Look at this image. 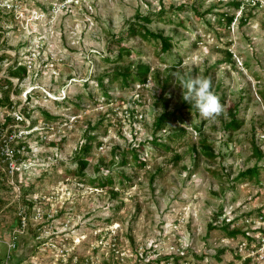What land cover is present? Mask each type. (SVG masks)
Returning a JSON list of instances; mask_svg holds the SVG:
<instances>
[{"label": "rangeland", "instance_id": "obj_1", "mask_svg": "<svg viewBox=\"0 0 264 264\" xmlns=\"http://www.w3.org/2000/svg\"><path fill=\"white\" fill-rule=\"evenodd\" d=\"M232 1L0 0V89L10 79L18 92L10 94L12 107L0 106V141L11 129L3 126L7 117L20 121L23 109L30 114L13 126L26 142L25 161L0 145V198H9L6 207H18L26 221L15 261L165 264V257H177V264H264V0L239 9ZM149 13L146 27L171 39L169 52L156 40L128 35L136 16ZM222 13L234 16L229 26L218 23ZM117 39L130 51L121 59ZM138 63L148 66L144 83L124 88L110 77ZM19 65L26 68L24 80L9 78L8 68ZM102 76L109 98L96 82ZM194 76L211 77L224 109L219 117L195 114L193 102L183 100L180 78ZM176 109L181 116L156 130L157 118ZM231 114L238 124L226 130ZM180 130L183 136L175 137ZM86 137L93 140L78 177L71 172ZM132 151L144 166L134 164ZM124 153L128 165L121 166ZM253 167L258 178L235 180ZM108 176L112 186H97ZM32 185L27 212L20 187ZM221 209L216 229L208 231ZM6 211L0 264L3 242L17 230L14 213ZM223 226L239 233L229 236Z\"/></svg>", "mask_w": 264, "mask_h": 264}, {"label": "trees", "instance_id": "obj_2", "mask_svg": "<svg viewBox=\"0 0 264 264\" xmlns=\"http://www.w3.org/2000/svg\"><path fill=\"white\" fill-rule=\"evenodd\" d=\"M245 3L248 6L250 4H253L254 6H259V3L256 0H233L231 6L234 7L235 9H239ZM177 10H181V9H177ZM195 12L198 13L196 11V9H195ZM163 13H164V11L161 10V12L158 13L157 16L160 17L161 15H163ZM211 13H212V11H211V9H209L204 13L203 16H206L207 14H211ZM153 16L154 15H152L150 13L145 15V16L137 15L136 16V18L138 20L137 23L130 25V27L127 30V33H128V35H135L136 34L139 37H141L142 40H149V39L156 40L159 42L160 49L162 52H164V53L169 52L171 50V46H172L171 45V39L169 37H164L161 33H153L151 31H149V29L146 27L147 24L152 23ZM217 16H218V23L220 24L221 22H225L226 26H229L233 22V19H234L233 15H228L227 13L218 14ZM249 16H250V14L249 15L246 14V16L242 15V17L240 18V24H244L245 22H247V20H248L247 17H249ZM4 18H5V16L3 15L2 11L0 10V24L2 23ZM140 22H142V23H140ZM1 29L2 28L0 26V32H1ZM0 37H1V33H0ZM121 43H122V40L117 39L115 41V44H114L117 48V58L118 59H121L123 56H127L130 54V51L128 49H126L125 47H123L121 45ZM225 55H226V57H225L226 61L229 63L230 62L232 63L231 53L226 51ZM4 59H5V55H2L0 57V61L4 60ZM103 60L107 61V62L109 61V59H107V58L103 59ZM173 70L174 69H172V72H174ZM147 72H148V66L141 64V63H138V64H136L133 71H130L126 68V69H123L122 71H116V72L112 73L110 75V77L113 80L120 78L121 82H122V86L124 88H126V87H128L129 82L144 83L145 79H143V78ZM8 75H9V78H11V79H17L19 81H22V80H24V78L27 75L26 68L24 66H20V65L19 66H10L8 68ZM104 78H106V77L102 76V77L98 78L96 80V82L103 89L104 96L109 98V95L105 91V87L103 84ZM0 82H1V80H0ZM3 85L5 86V89L4 90L0 89V92L2 94V98L0 99V106L1 107H5V106L12 107L15 103H13L10 100V94L11 93H18V92L13 90V82L10 79H5ZM17 103H19V101ZM191 109L193 110V112L195 114H197L198 110L196 108L191 107ZM191 109H189V110H191ZM20 116L23 119H27L30 117V114L26 110L23 109V112L20 113ZM45 116L47 119H50V117L48 115H45ZM180 116H181V110L180 109H176L175 111H173L171 113H163L159 118H157V120L155 122L156 130H160L168 120L175 121ZM21 117H19L20 121H17L16 119L11 118V117H7L5 119V123L3 124V126H4V128L11 126V129L8 130L7 133H8V136H11V134L14 132V138L13 139L8 138V136H7V138H5L4 141H2V142L0 141L1 146L7 145L10 148V152L12 154V159H14L15 161H17V160L18 161H25V157L21 154V150L27 148L26 142L18 139L16 136L15 132H17L18 129H13V126L15 124H20V125L25 124V121L22 120ZM237 124L238 123L236 122L235 114L234 115L231 114V120L225 124L224 128L226 130H231V129L236 128ZM184 133H185L184 130H180V134L174 135V136L175 137H181V136H183ZM91 140H93L92 137H86L85 143L81 146L80 151L75 155V160L78 162V168L76 171H72L71 174L78 176V177H81V176L84 177L83 170L87 166V161L85 159V155L90 151L91 145L88 144V142ZM158 141H159V139L153 140V144H159ZM159 146H162L166 150L169 149L168 146H166V145H159ZM204 153L209 154L207 151H204ZM139 157L140 156L137 153L132 151V158L134 160V164H136L137 166L139 165L140 167L144 166L145 165L144 163L139 162ZM3 159H2V161H9L5 156H3ZM119 163L121 166L128 165V161L126 159L125 153L122 154V157H121V160L119 161ZM7 164H8V162L5 163L6 168H7ZM13 174L15 176H17L18 172L16 171ZM258 175H259V168L253 167L252 169H249V170H246L244 172L239 173L235 180L242 181L244 178H249V179L250 178H258ZM0 176L5 177V174L0 172ZM121 177H122V179L129 180V178L124 177L123 175H121ZM112 182H113V179L110 176H108V177H106L104 182H102V181L99 182L97 186H99V187H105L107 185L112 186L111 185ZM120 182H121V184H123V181H120ZM31 191H33V185L28 186V187H25V186L20 187L21 193H20L19 199H20V202H22L23 206L26 207V209L28 210L27 212H29L30 210L33 209L32 202L26 200V195L28 193H30ZM116 195H117L116 193H112L113 197H115ZM9 202H10L9 198H0V214L1 215L3 214V213H1L3 210H5V211L7 210L8 212H13L14 213V215H13V217H14L13 226H14V228H20L21 227V221H22L21 215L19 214L20 211L16 210L18 207L13 206V205L6 207ZM223 214H224V211H223V209H221L219 212H216L212 215V221L208 224V227H207L208 231H212V230L216 229V227H214V225H212V224L217 223L220 216H222ZM220 229L223 232L227 233V235L232 236V237L236 236L239 233V231L229 232L227 226L220 227ZM29 231L33 232V234H35V236H36V232L34 229L29 228ZM243 235L246 237V240L248 242H251V239L249 237H247V235L245 233H243ZM225 250L226 249H222V250L218 251L217 254L215 255V258L219 259V256L221 254H223L225 252ZM170 260H172L174 262V264H177V261L179 260V258H177V257H165L163 259L165 264H169ZM13 262H14V264H19L20 260L15 261V258L13 255ZM158 262H160V261H158ZM247 262H249V261H247Z\"/></svg>", "mask_w": 264, "mask_h": 264}, {"label": "clouds", "instance_id": "obj_3", "mask_svg": "<svg viewBox=\"0 0 264 264\" xmlns=\"http://www.w3.org/2000/svg\"><path fill=\"white\" fill-rule=\"evenodd\" d=\"M180 83L185 90L183 100L193 102L194 107L203 117L215 119L223 114V105L220 97L213 90L211 77H181Z\"/></svg>", "mask_w": 264, "mask_h": 264}, {"label": "built area", "instance_id": "obj_4", "mask_svg": "<svg viewBox=\"0 0 264 264\" xmlns=\"http://www.w3.org/2000/svg\"><path fill=\"white\" fill-rule=\"evenodd\" d=\"M26 227V221L25 217L22 218L21 221V227L17 228L12 234L10 235L9 239L5 242V253L3 257V263L2 264H14L13 262V252L15 251L17 244H18V237L22 232H24V229ZM1 243V240H0Z\"/></svg>", "mask_w": 264, "mask_h": 264}]
</instances>
